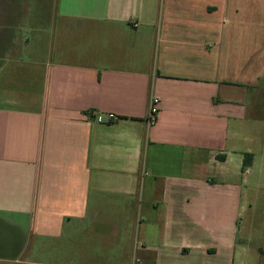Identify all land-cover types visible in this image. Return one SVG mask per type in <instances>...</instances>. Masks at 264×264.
<instances>
[{
    "label": "crops",
    "instance_id": "1",
    "mask_svg": "<svg viewBox=\"0 0 264 264\" xmlns=\"http://www.w3.org/2000/svg\"><path fill=\"white\" fill-rule=\"evenodd\" d=\"M27 8L0 0V235L17 242L0 263L235 264L264 161V0Z\"/></svg>",
    "mask_w": 264,
    "mask_h": 264
},
{
    "label": "rangeland",
    "instance_id": "2",
    "mask_svg": "<svg viewBox=\"0 0 264 264\" xmlns=\"http://www.w3.org/2000/svg\"><path fill=\"white\" fill-rule=\"evenodd\" d=\"M18 1L28 5L27 13L29 14L36 12L44 14L46 8L50 10L52 4V0ZM25 18L27 21V17ZM262 139L264 140V136ZM262 146L264 150V145ZM250 176L251 178L245 192V208L241 211L239 220L241 227L240 236L243 237L244 241L241 242L238 250L243 256H239L235 264H264V161L260 157H258L257 165ZM1 237L3 239H0V259L3 256H9L17 250V242L13 244L10 241V234L0 235ZM243 248L244 250L242 251ZM27 258L28 254H25L24 259Z\"/></svg>",
    "mask_w": 264,
    "mask_h": 264
},
{
    "label": "built area",
    "instance_id": "3",
    "mask_svg": "<svg viewBox=\"0 0 264 264\" xmlns=\"http://www.w3.org/2000/svg\"><path fill=\"white\" fill-rule=\"evenodd\" d=\"M158 102L159 99L158 97H153L152 101H151V105H150V110L147 116V123L151 126L154 125L156 120H157V116H158ZM97 122H103V118L102 116H97L96 117ZM116 120L115 115L114 114H109V121H114Z\"/></svg>",
    "mask_w": 264,
    "mask_h": 264
},
{
    "label": "trees",
    "instance_id": "4",
    "mask_svg": "<svg viewBox=\"0 0 264 264\" xmlns=\"http://www.w3.org/2000/svg\"><path fill=\"white\" fill-rule=\"evenodd\" d=\"M111 123L114 121H110ZM253 163V155L250 153H246L244 155V162L242 167V172H247V170L252 166Z\"/></svg>",
    "mask_w": 264,
    "mask_h": 264
}]
</instances>
